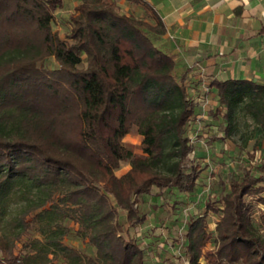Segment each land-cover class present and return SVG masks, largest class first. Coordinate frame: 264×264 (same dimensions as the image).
Here are the masks:
<instances>
[{
  "label": "trees",
  "instance_id": "obj_1",
  "mask_svg": "<svg viewBox=\"0 0 264 264\" xmlns=\"http://www.w3.org/2000/svg\"><path fill=\"white\" fill-rule=\"evenodd\" d=\"M165 32L146 0H0V264H264V157L209 167L240 113L264 128V78L193 86ZM206 94L209 146L190 137Z\"/></svg>",
  "mask_w": 264,
  "mask_h": 264
},
{
  "label": "crops",
  "instance_id": "obj_2",
  "mask_svg": "<svg viewBox=\"0 0 264 264\" xmlns=\"http://www.w3.org/2000/svg\"><path fill=\"white\" fill-rule=\"evenodd\" d=\"M146 1L164 21L163 39L181 59L180 68H191L193 86L264 78V0Z\"/></svg>",
  "mask_w": 264,
  "mask_h": 264
},
{
  "label": "rangeland",
  "instance_id": "obj_3",
  "mask_svg": "<svg viewBox=\"0 0 264 264\" xmlns=\"http://www.w3.org/2000/svg\"><path fill=\"white\" fill-rule=\"evenodd\" d=\"M76 1L77 0H71V6H73ZM69 10H65L62 13H60V15L57 18V21L55 22L53 26L54 30L62 33L64 30L67 29V26L65 23L68 18ZM238 121H239L238 130L235 133V135H233L232 139L225 140L224 142H219V141L215 142V147L217 148L218 155H215L214 160L209 161V164H210L209 167L213 166L214 170H218L217 171L218 173H219V170H221L220 168L222 167L221 166L223 162L222 154L225 150H226L225 151L226 153L233 152L235 154V157H234L235 160L239 162V160L241 159L243 161V164H245V166L247 167L250 166L251 162L252 163L260 162L262 158L264 157V128L256 125L248 116L242 113H240ZM192 127H194V125ZM199 133H201L202 136H198L199 138L197 139L196 142L209 146L211 144H208V142H206V138L210 137L214 139L215 134L217 136H220L222 134V131L219 128L204 129L203 125H201V130ZM193 134L194 132L193 130H191L190 136H192ZM123 140H124V143L128 147H131L137 153H142V136L138 133L136 128H134L129 134H127ZM238 144L243 146V152L239 151V149L236 148ZM213 149L215 148L213 147ZM129 168H130L129 163L127 161H123L121 163L120 168L117 170V174L121 175L125 173ZM207 172L208 170L206 169L204 170L203 174H206ZM158 191H164V189L154 188L151 190L149 194L140 195L136 199V206H138L139 204V206L143 209V211L147 212L149 215V218L146 222V224L148 225L142 224L141 226H137L131 229L130 235L133 236V238L137 240L141 244V246H146L145 245L146 242L144 241L145 235L146 233H148L147 230H148L149 224L152 225L155 221L154 214H153L155 209L153 210L151 209V207L152 206L155 207V205H153L155 201L159 202V199H160L159 195L153 196V194H156ZM162 196H165V194H163ZM168 196H172V197L175 196L177 198L178 195L177 196L176 194L173 195V192H170ZM249 199H251V197ZM154 204H157V202H155ZM260 207L264 210L263 204H260ZM12 208L13 209L11 212V216L17 214L21 210L22 205L15 203L13 204ZM8 216H10V214ZM139 233H141V235ZM161 238L162 240H164L165 236L162 234ZM72 243L76 245L77 241H73ZM211 246L212 245L208 244L207 248H211ZM155 256L158 257L157 254L154 255V257ZM154 263L158 264L159 261H155ZM201 263L204 264L205 261L201 260Z\"/></svg>",
  "mask_w": 264,
  "mask_h": 264
},
{
  "label": "built area",
  "instance_id": "obj_4",
  "mask_svg": "<svg viewBox=\"0 0 264 264\" xmlns=\"http://www.w3.org/2000/svg\"><path fill=\"white\" fill-rule=\"evenodd\" d=\"M204 89H205V91H208V87L204 86ZM200 103L202 106V112L197 115V117L193 123L194 127L192 130H193L194 134L192 136H190L192 142H194L198 139V134L201 130L202 119L207 118V109H208V105H209V98H208L207 94L200 98ZM193 156H194V152L191 154V158H193ZM188 210H189V208H186L184 211L187 212ZM165 248L167 251H169L170 249L172 250L173 247L170 243H168L165 246ZM177 252L181 253V246L178 248ZM154 261H159V257L155 256ZM182 264H189V261L187 259L183 258Z\"/></svg>",
  "mask_w": 264,
  "mask_h": 264
}]
</instances>
